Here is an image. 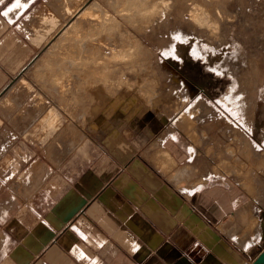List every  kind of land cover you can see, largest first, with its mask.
Masks as SVG:
<instances>
[{
	"label": "crops",
	"instance_id": "crops-1",
	"mask_svg": "<svg viewBox=\"0 0 264 264\" xmlns=\"http://www.w3.org/2000/svg\"><path fill=\"white\" fill-rule=\"evenodd\" d=\"M45 1L0 0V94L37 54L23 27ZM44 97L0 109V264H251L264 248V209L235 179L179 175L191 149L172 116L115 94L63 120L57 158L24 136L56 108Z\"/></svg>",
	"mask_w": 264,
	"mask_h": 264
},
{
	"label": "rangeland",
	"instance_id": "rangeland-1",
	"mask_svg": "<svg viewBox=\"0 0 264 264\" xmlns=\"http://www.w3.org/2000/svg\"><path fill=\"white\" fill-rule=\"evenodd\" d=\"M176 1H45L39 12L29 17L23 27L27 38L38 46L37 54L0 94V109L15 110L18 103H23V98L26 99L25 112L32 105L45 109L48 102L44 95H51L56 108L49 112V120L47 117L40 122V131L24 136L51 146L52 153L55 151L58 158L72 147L68 132H63V120L68 121V125L71 123L74 131L109 97L115 94L137 96L149 107L172 116L170 126H175L189 140L190 163L185 167L198 169L204 163L208 167L207 175L235 179L258 202L256 207L264 209V203L259 201L264 199V0ZM194 3L200 6L197 8L200 11L199 24L187 18V10ZM63 4L70 9L83 10L91 18L89 20L97 22V25L86 27L88 30L85 31L80 26L74 27L81 34L75 32L79 39L86 40L83 35L88 34L86 37H94L107 49L114 47V51L129 54L130 72L127 75L130 81L124 79L120 82L121 75L110 80L105 67L110 56L99 49L95 52L97 56L91 53L79 55L80 59L78 55L68 57L66 44L62 42L61 46L56 35L65 23L60 17ZM201 10H205L204 13ZM54 18H59L56 24L49 20ZM33 37L41 39V43L36 44ZM90 38L87 41L91 45L94 39ZM48 40L57 41L59 49L51 52L52 49L46 45ZM97 45L92 44L94 47ZM174 51H177L176 55ZM92 56L96 58L93 60ZM101 63L103 65H99ZM20 80L25 86H20ZM63 113L67 116L64 117ZM242 151L246 156L241 155ZM233 155L245 158L241 167L231 169L229 161Z\"/></svg>",
	"mask_w": 264,
	"mask_h": 264
},
{
	"label": "bare ground",
	"instance_id": "bare-ground-1",
	"mask_svg": "<svg viewBox=\"0 0 264 264\" xmlns=\"http://www.w3.org/2000/svg\"><path fill=\"white\" fill-rule=\"evenodd\" d=\"M62 1V0H61ZM176 1V0H175ZM214 1V0H213ZM177 2V1H176ZM95 3V2H94ZM175 3V2H174ZM178 3V2H177ZM166 4V3H165ZM171 4V3H170ZM183 4V3H182ZM211 4V3H210ZM218 4V3H217ZM164 5V4H163ZM167 5V4H166ZM227 5V4H226ZM262 5V4H261ZM93 6V5H92ZM182 6V5H181ZM163 7H165V6H163ZM200 7V6H199ZM199 7H198V5L197 4H193V6H191L190 7V9L189 10H187L188 11V13H187V18H188V20H190L191 22H193L194 23V21L197 23L198 22V24H199V22H201L199 19H200V11L198 12L197 10L199 9ZM78 8V7H77ZM91 8V7H90ZM89 8V9H90ZM188 8H189V6H188ZM198 8V9H197ZM225 8V7H224ZM88 9V10H89ZM154 9V8H153ZM91 11V10H90ZM202 11V10H201ZM203 11H205V10H203ZM202 11V12H203ZM88 12V11H87ZM155 13V12H154ZM204 13V12H203ZM218 13V12H217ZM89 14H90V12H89ZM95 14V13H94ZM93 14V15H94ZM92 15V14H91ZM92 15V16H93ZM96 15V14H95ZM205 15V14H204ZM206 15H207V12H206ZM216 15V14H215ZM218 15H220L221 16V14H218ZM218 15H217V17H218ZM203 16V15H202ZM60 17H61V19L63 20V21H65V23L62 25V27L57 31V33H56V35H57V37L60 39V41H59V44L62 46V44H66L65 46H67V52L69 53V55H68V57L70 58V57H75V55H78L77 56V58H79L80 59V57H79V55H89V54H91V53H95L96 52V49H97V51L99 52V50H101V52L102 53H106L107 55H108V57L110 56V59L107 61V64H106V69H107V76H109L111 79L110 80H112V79H114V77H118V76H120L121 75V78L119 79L120 80V82H121V80L122 81H124V79L126 80V81H128L130 78L128 77V75L127 74H129V73H127V72H130V71H128V69H129V65L130 64H128V62L130 61V59H129V54L128 53H123L122 51L120 52V50L119 51H114L113 50V48L111 47V48H109V49H107L108 47L107 46H105L104 44H102L101 42H99V41H97V39H94V37H89L90 39H94V41H92V43H91V45L88 43V41H87V39H89L88 37H86L85 36V34L83 35L85 38H87L86 40H83L84 38H78L77 36H79V35H77L76 36V33L78 32H76L75 31V29H74V27H78V26H80L81 27V29L82 30H84V29H86V27H89V26H92V25H95L96 23L94 22V21H91V20H89V19H91L89 16V18L87 17V14L83 11V10H81V9H76V10H74L73 9V7L70 9L69 8V6H67L66 4L64 5H62V9H61V15H60ZM101 17V16H100ZM105 17V16H104ZM206 17V16H205ZM208 17V16H207ZM263 17V16H262ZM202 19H203V17H201ZM42 19H44V17L42 18ZM59 19V18H58ZM57 18H54V19H49L50 21L51 20H54V21H51V22H55V24L57 23V20H58ZM97 19H99V18H97ZM101 19H102V17H101ZM100 19V20H101ZM107 19V18H106ZM110 19V18H109ZM109 19L107 20L108 22H109ZM45 20V19H44ZM46 20H48L47 18H46ZM45 20V21H46ZM253 21H255L254 19H252ZM99 21V20H98ZM104 21V20H103ZM111 21V20H110ZM118 21V20H117ZM261 21L262 20H260L259 21V24H261ZM105 23H106V21H104ZM104 22H102V23H104ZM255 22H257V21H255ZM53 24V23H52ZM60 24V23H59ZM262 24H263V22H262ZM97 25V24H96ZM101 25V24H100ZM195 25V24H194ZM98 27H101V26H98ZM104 27V26H103ZM94 28V27H93ZM102 28V27H101ZM208 28V27H207ZM257 28V27H256ZM255 28V29H256ZM94 29H96V27L94 28ZM104 29V28H103ZM208 29H211V28H208ZM80 30V29H79ZM86 30H88V29H86ZM258 30V29H257ZM85 31V30H84ZM76 32V33H75ZM80 32V31H79ZM212 32V31H211ZM37 33V32H36ZM84 33H87V31L86 32H84ZM90 33V35L92 34L91 32H89ZM99 33L101 34V32H100V30H99ZM98 32H96L95 34H99ZM104 33V32H103ZM145 33V32H144ZM77 34H80V33H77ZM213 34V33H212ZM55 35V34H54ZM93 35V34H92ZM34 36V35H33ZM45 36V35H44ZM80 36H81V34H80ZM34 37H36V36H34ZM32 38V40L36 43V44H40L41 43V39H36V38ZM37 37H38V35H37ZM124 38V37H123ZM44 39V38H43ZM46 39V38H45ZM57 40V39H56ZM78 40H80V41H78ZM100 40V39H99ZM103 40V39H102ZM101 40V41H102ZM135 40V39H134ZM58 41V40H57ZM57 41H53V42H51L50 40H48V42H47V44L46 45H48L49 46V48L48 49H52V51L51 52H53L54 50H57V49H59V48H57V46L59 45H57ZM95 41H97L96 43H95ZM104 41V40H103ZM117 41V40H116ZM162 41V40H161ZM62 42H64V43H62ZM112 42V41H111ZM134 42H136V41H134ZM62 43V44H61ZM119 43V42H118ZM133 43V42H132ZM92 44H98L97 46L99 47H94V46H92ZM109 44V43H108ZM138 44V43H137ZM45 45V46H46ZM123 45V44H122ZM160 45V44H159ZM162 45V44H161ZM65 46H64V49H65ZM113 46V45H112ZM59 47V46H58ZM105 47H107V48H105ZM63 48V47H62ZM116 48V47H115ZM140 48V47H139ZM142 48V47H141ZM99 49V50H98ZM136 49V48H135ZM116 50H117V48H116ZM131 50V49H130ZM133 50V49H132ZM131 50V51H132ZM140 50V49H139ZM65 51V50H64ZM131 51H129L130 53H131ZM128 52V51H127ZM139 52H141V50L139 51ZM177 51H174V53H175V55L177 54L176 53ZM67 53V54H68ZM142 53H143V51H142ZM96 54V53H95ZM98 54V53H97ZM97 54H96V56H97ZM100 54V53H99ZM105 54V55H106ZM134 54V53H133ZM62 55V54H61ZM100 55H102V54H100ZM96 56L94 57V56H92V58H93V60H94V58H96ZM104 56V55H103ZM102 56V57H103ZM139 56V55H138ZM143 56V55H142ZM58 57V56H57ZM101 57V56H100ZM136 57V56H135ZM149 57V56H148ZM91 58V59H92ZM132 58V57H131ZM53 63H57V60H55L56 58L55 57H53ZM81 60H82V58H81ZM90 60V59H89ZM100 60V62H101V58L99 59ZM105 60H106V58H105ZM129 60V61H128ZM63 61V60H62ZM76 61V60H75ZM132 61V60H131ZM150 61V60H149ZM156 61V60H155ZM88 62V61H87ZM94 62V61H93ZM99 62V63H100ZM135 62V61H134ZM153 62V61H152ZM103 63H104V61H103ZM106 63V62H105ZM104 63V64H105ZM94 64H95V62H94ZM93 64V65H94ZM97 64V63H96ZM67 65V64H66ZM99 65H103L102 63L101 64H99ZM98 65V66H99ZM94 67V66H93ZM100 69V68H99ZM103 69V68H102ZM130 70V69H129ZM131 70H134V69H131ZM136 71V70H135ZM85 72H86V70H85ZM160 72V71H159ZM88 73H89V71H88ZM80 74V73H79ZM85 75H86V73H85ZM76 76V75H75ZM163 76V75H162ZM55 77V76H54ZM87 77H89V75L87 76ZM103 77H104V75H103ZM102 77V78H103ZM108 77V78H109ZM39 78V77H38ZM62 78V77H61ZM72 78V77H71ZM129 78V79H128ZM131 78H133V77H131ZM57 79V78H56ZM81 79H82V77H81ZM23 80V79H22ZM60 80V79H59ZM87 80V79H86ZM94 80V79H93ZM100 80V79H99ZM103 80H105V79H103ZM107 80V79H106ZM21 81V80H20ZM125 81V82H126ZM130 81V80H129ZM154 81V80H153ZM58 83V82H57ZM89 83V82H88ZM93 83V82H92ZM95 83V82H94ZM253 83V82H252ZM260 83V82H259ZM263 83V82H262ZM19 84V83H18ZM21 85H24V81H21L20 82V86ZM88 85V84H87ZM95 85V84H94ZM98 85V84H97ZM181 85V84H180ZM250 85V84H249ZM257 85V84H256ZM19 86V85H18ZM25 86V85H24ZM251 86V85H250ZM29 87V86H28ZM23 88V87H22ZM29 89V88H28ZM62 89H63V87H62ZM76 89V88H75ZM42 90V89H41ZM83 90H84V88H83ZM81 91V90H80ZM22 92V91H21ZM70 92V91H69ZM9 93V92H8ZM49 93V92H48ZM82 93V92H81ZM94 93H96V92H94ZM77 94V93H76ZM29 95H30V93H29ZM83 95V94H82ZM93 95H95V94H93ZM57 96V95H56ZM80 97H81V95H79ZM84 97V96H83ZM82 97V98H83ZM94 97H96V96H94ZM81 98V99H82ZM246 98V97H245ZM18 99V98H17ZM85 99V98H84ZM78 100V99H77ZM76 100V101H77ZM73 101V100H72ZM84 101V100H83ZM150 101V100H149ZM46 102V101H45ZM68 102V101H67ZM78 102H79V100H78ZM81 102V101H80ZM83 103V102H82ZM94 103H95V101H94ZM93 103V104H94ZM38 104V103H37ZM40 104V103H39ZM154 104V103H153ZM74 105V104H73ZM54 106V105H53ZM235 106V105H234ZM248 106V105H247ZM86 107V106H85ZM233 107V106H232ZM48 108H49V106H48ZM55 110V109H54ZM238 110V109H237ZM49 111V110H48ZM52 112V111H51ZM51 114V113H50ZM189 114V113H188ZM47 115H48V113H47ZM52 115H54V114H52ZM71 115V114H70ZM49 116V115H48ZM55 116V115H54ZM79 117V116H78ZM45 118H47V117H45ZM53 118V117H52ZM50 119H51V117H50ZM186 119H187V117H186ZM48 120H49V117H48ZM47 120V121H48ZM184 120V119H183ZM222 120V119H221ZM220 120V121H221ZM224 120V119H223ZM254 120V119H253ZM54 121V120H53ZM246 121H247V119H246ZM46 122V121H45ZM51 123H52V121H50ZM75 122V121H74ZM187 122H188V120H187ZM51 123L49 124V126L51 125ZM77 123V122H76ZM182 123V122H181ZM191 123H192V121H191ZM226 123V122H225ZM48 124V123H47ZM187 124H189V123H187ZM232 124V123H231ZM226 126V125H225ZM58 127V126H57ZM228 127V126H227ZM234 128V127H233ZM232 128V129H233ZM231 129V130H232ZM49 130V129H48ZM226 130V129H225ZM235 130L236 129H234V132H235ZM238 130V129H237ZM57 131V130H56ZM64 132V131H63ZM233 133V132H232ZM237 134V133H236ZM193 135V134H192ZM232 135V134H231ZM239 136V135H238ZM235 137V136H234ZM205 138V137H204ZM236 138H237V136H236ZM243 138V137H242ZM245 138V137H244ZM243 138V139H244ZM242 139V140H243ZM197 141V140H196ZM233 141V140H232ZM244 141V140H243ZM244 142H246V138H245V141ZM249 142V141H248ZM197 143V142H196ZM239 143V142H238ZM247 143V142H246ZM250 143V142H249ZM243 144V143H242ZM197 145V144H196ZM234 145H235V143H234ZM244 145V144H243ZM242 145V146H243ZM246 145V144H245ZM244 145V146H245ZM249 145V144H248ZM205 146V145H204ZM229 146H231V145H228V147ZM241 146V145H240ZM251 146L252 145H250V149H251ZM202 147V146H201ZM233 147V146H232ZM193 148H194V146H193ZM231 148V147H230ZM247 148H249V147H247ZM233 149H234V147H233ZM244 150V149H243ZM162 151V150H161ZM231 151V150H230ZM254 151H256V150H254ZM232 152V151H231ZM235 152V151H234ZM254 153V152H253ZM258 153V152H257ZM161 154V153H160ZM232 154V153H231ZM243 154V157L244 156H246V152H244V151H242L241 152V155ZM261 154V153H260ZM163 155V154H162ZM164 155L166 156V158L168 159V160H171L170 158H169V155H168V153H165V151H164ZM251 155H253V154H251ZM206 156V155H205ZM228 156H231V155H228ZM239 156V155H238ZM238 156H236V155H233V157L232 158H230L231 160L229 161V163L232 165L231 166V169H233V168H238V167H241L240 165L244 162V160H245V158H239ZM255 156H258V155H255ZM254 156V157H255ZM236 157V158H235ZM167 159H166V161H167ZM203 160V159H202ZM201 160V161H202ZM173 161V160H172ZM200 161V160H199ZM162 162V161H161ZM164 162V161H163ZM162 162V163H163ZM169 162V161H168ZM171 162V161H170ZM167 163V162H166ZM190 163V162H189ZM213 163V162H212ZM168 164V163H167ZM167 164H165V165H167ZM196 164V163H195ZM198 164V163H197ZM192 165V164H191ZM201 165H204V166H198L197 168L198 169H195V167L194 166H189V167H184L185 169L184 170H181L182 172L179 174V175H181V176H184V177H191L192 175H195V172L197 173L198 171H201V173H199V175H200V177H203V176H206L207 175V173H208V167L203 163V164H201ZM211 165V164H210ZM171 166V165H170ZM169 166V167H170ZM195 166H197V165H195ZM238 166V167H237ZM168 167V168H169ZM167 168V167H166ZM248 168V167H247ZM170 169H171V167H170ZM216 169V168H215ZM230 169V170H231ZM163 170H165V169H163ZM229 170V171H230ZM234 170H236L237 171V169H234ZM247 170V169H246ZM245 170V171H246ZM168 171V170H167ZM166 171V172H167ZM236 171H235V173H236ZM202 172H203V174H202ZM217 172V171H216ZM234 172V171H233ZM211 173V172H210ZM238 177V176H237ZM179 181V180H178ZM182 181V180H181ZM246 181V180H245ZM248 181V180H247ZM185 189V188H184ZM188 189V188H187ZM263 193H264V190L262 191ZM262 204L264 203V199H262V200H259ZM237 218V217H236ZM235 221V220H234ZM255 226V225H254ZM237 227V226H236ZM233 228V227H232ZM229 230V229H228ZM227 230V231H228ZM259 230V229H258ZM232 231V230H231ZM231 231H229L230 233H231ZM235 231V230H234ZM241 236V235H240ZM245 242L246 241H242L241 242V244H242V246H244V244H245ZM247 245V244H246Z\"/></svg>",
	"mask_w": 264,
	"mask_h": 264
},
{
	"label": "water",
	"instance_id": "water-1",
	"mask_svg": "<svg viewBox=\"0 0 264 264\" xmlns=\"http://www.w3.org/2000/svg\"><path fill=\"white\" fill-rule=\"evenodd\" d=\"M251 264H264V248L255 256Z\"/></svg>",
	"mask_w": 264,
	"mask_h": 264
}]
</instances>
